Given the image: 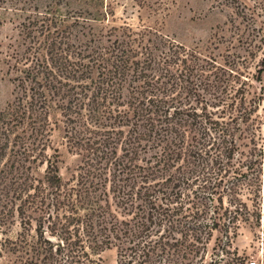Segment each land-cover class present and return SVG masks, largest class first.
I'll return each mask as SVG.
<instances>
[{"label": "trees", "instance_id": "trees-1", "mask_svg": "<svg viewBox=\"0 0 264 264\" xmlns=\"http://www.w3.org/2000/svg\"><path fill=\"white\" fill-rule=\"evenodd\" d=\"M23 26L17 94L0 112V218L20 222L0 264H101L111 247L119 264H204L194 259L221 219L215 195L237 201L232 179L245 173L227 166L264 156L246 75L134 32L95 48L35 17ZM53 104L82 158L68 181L47 153Z\"/></svg>", "mask_w": 264, "mask_h": 264}, {"label": "rangeland", "instance_id": "rangeland-1", "mask_svg": "<svg viewBox=\"0 0 264 264\" xmlns=\"http://www.w3.org/2000/svg\"><path fill=\"white\" fill-rule=\"evenodd\" d=\"M4 6L0 10V112L17 94L21 65L16 59L26 49L23 24L31 16L45 30L47 25L52 31L56 26L65 29L75 45L108 48L123 34L134 32L153 49L180 45L239 69L246 75L242 80L247 100L256 106L252 116L262 124L259 144L264 151V0H5ZM49 114L47 153L56 161L61 179L68 181L82 158L65 137L60 109L53 104ZM235 157L227 167L245 172L232 179L239 186L237 201L230 202L232 195L225 194L220 205L215 195L221 219L208 229L211 236L205 240L206 249L194 261L264 264V156ZM247 160L254 161L252 166ZM45 168L46 163L39 164L34 174L43 178ZM19 222L16 214L12 220L0 218V241L15 238ZM3 254L0 248V263L6 260ZM96 258L101 264H119L116 247L101 251Z\"/></svg>", "mask_w": 264, "mask_h": 264}, {"label": "built area", "instance_id": "built-area-1", "mask_svg": "<svg viewBox=\"0 0 264 264\" xmlns=\"http://www.w3.org/2000/svg\"><path fill=\"white\" fill-rule=\"evenodd\" d=\"M257 262L256 261H252L250 263H240V264H256Z\"/></svg>", "mask_w": 264, "mask_h": 264}]
</instances>
